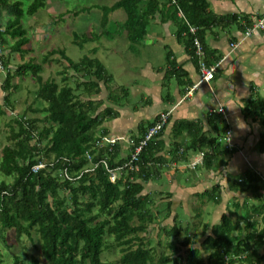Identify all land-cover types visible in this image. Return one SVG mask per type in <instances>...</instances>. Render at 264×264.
Masks as SVG:
<instances>
[{
	"label": "trees",
	"instance_id": "16d2710c",
	"mask_svg": "<svg viewBox=\"0 0 264 264\" xmlns=\"http://www.w3.org/2000/svg\"><path fill=\"white\" fill-rule=\"evenodd\" d=\"M45 6L46 0H0V52L5 73L1 82L2 103L13 109L10 98L18 87L13 81L26 75L37 83L35 98L42 103L35 108L27 107L17 116L14 121L17 128L10 126L9 143L0 150V172L12 178L10 182L0 179V229H13L18 240L23 235L30 238L34 230L39 237L42 264H104L102 256L111 248L119 251L116 264H264V181L249 170L230 179L229 189L250 192L251 197H246L243 203L235 200L233 209L223 212L218 222H203V233L208 229L209 233L200 248L191 246L190 227L179 225L176 218L173 224L160 226L166 237L173 238L163 243L169 252L165 249L158 252L155 245H150L148 232L161 224L158 218L161 211L153 210L156 204L153 205L150 191L144 192V188L146 183L160 177L168 163L161 154L164 145L158 139L164 127L142 148L132 168L126 163L134 144L122 156L118 141L112 145L103 143V137L113 136L103 126L104 121L116 115L109 104H127L129 88H111L113 76L96 57L84 55L74 62L64 49H51L40 63L32 60L35 58L24 61L30 48L22 20ZM94 7L102 12L101 28L107 25L112 11H124L125 18L115 25L125 33L131 45L144 39L156 14L162 23L170 20L176 26V38L184 42L186 52L197 67L194 37L202 44L204 62L214 64L218 59L205 46L206 29L234 23L239 18L237 14H215L210 10V0H116L108 6ZM179 11L183 17L178 15ZM61 16L59 14L58 19ZM251 25L252 21L245 16L240 28L245 30ZM189 26L196 27L194 34L189 32ZM104 34L100 29L98 34L83 35L80 41L75 37L73 41L80 46L89 41L99 43ZM97 50L98 46H93L90 52L94 54ZM15 53L22 62L11 67L9 64ZM169 53L166 58L171 69L166 76L173 75L182 83L184 73L169 59ZM56 54L57 61L66 62L59 72L60 83L43 79L40 74L41 64L53 61ZM68 69L77 75L72 84ZM102 88L106 90L105 98H94ZM105 103L107 105L101 108ZM28 110L44 113L47 124L39 127L36 118H26ZM242 112L244 117L258 120L262 126L257 150L264 153V98L258 92L253 93ZM157 117L139 125L141 132L135 138L136 143ZM221 122L224 120L219 113L209 114V135L202 131L199 123L175 122L174 138L187 131L190 139L187 144L173 143L170 153L175 158L172 160L178 161L185 158L189 150H196L203 152V167L212 169L224 164L222 157L233 154L237 148L224 146L222 137L226 124L220 127ZM34 137L36 140L31 142ZM40 161L47 163L46 168L32 172V166ZM63 168L68 170L71 179L60 176ZM110 168L117 172L114 181L109 178ZM218 189L216 185L196 195L219 204ZM170 212L171 202L168 201L164 218ZM230 214H236L237 219L233 220ZM181 235L182 239L177 240ZM162 242L157 241V245ZM184 248L186 255L181 252ZM204 250H208L206 256ZM24 263V259L14 256L12 264ZM28 263L41 264L36 255H30Z\"/></svg>",
	"mask_w": 264,
	"mask_h": 264
},
{
	"label": "rangeland",
	"instance_id": "374dc122",
	"mask_svg": "<svg viewBox=\"0 0 264 264\" xmlns=\"http://www.w3.org/2000/svg\"><path fill=\"white\" fill-rule=\"evenodd\" d=\"M46 1L47 6L40 8L32 16H25L22 20L23 27L26 30V36L29 39L27 47L30 48V51L25 54L24 61H28L29 58H35V60H32L40 63L43 55L51 49H64L66 56L74 62L79 61L84 55L96 57L103 62L108 73L113 76L110 87L115 89L120 86L128 87L130 93L127 98V103H139L141 99L140 96L135 93L133 94L134 88L137 87L135 86V83H149V80H146L141 75L143 69L148 67V71L151 72V67L154 70L162 65L164 66L166 59L165 54L167 53L166 51L169 50L170 47L174 49L172 47V39L175 38L173 35V31L175 30L174 24L172 23L167 25L169 32L173 36L170 37L167 35L164 25L151 20L148 26V33L144 39L140 40V42L136 41L131 45L125 33H121V29L117 28L115 25L117 21H123L125 18V13L122 9L114 10L109 14V20L105 28H101L99 26L102 12L98 8L94 7V5L108 6L116 0ZM59 14H62L61 19H58ZM100 29L105 31V34L100 37L99 43L89 41L80 46L78 43L73 41L75 37L80 41V39L84 38L83 35H88L93 32L98 34ZM151 32H155L159 34L160 37H163L164 42H159L158 44L152 43L149 36V33ZM173 41L175 42V40ZM93 46H98V50L94 54L90 52V49ZM12 56L13 58H11V63L14 67L22 60L19 55L16 56L15 54H12ZM58 59L59 56L56 54L53 56V61L41 64L42 69L40 74L43 79L49 78L55 80L57 83H60L61 74L59 72L66 66V62L61 60L57 61ZM148 60H150V62L147 64ZM67 73L70 76V83L72 84L74 81L73 78H76L77 75L73 74L70 69H68ZM4 74V71L0 70V103H2V95L4 94L1 90V82L4 79ZM13 82H17L18 84L17 89L13 92L10 98V103L12 104L13 109H9L3 103L0 108V150L3 145L9 143L7 137L10 134V126L13 125L14 128H17L14 125V121L17 116L24 112L27 107L35 108L37 106H41L42 104L35 98L37 83L30 75L16 78ZM175 83L176 79L172 78L171 85H174ZM103 89L104 88H102V92L93 97L97 99L104 98ZM136 90L140 93V89ZM101 108H103V106ZM101 108L99 110H101ZM26 118H36L38 120L39 127L47 124L44 113H34L28 110L26 111ZM223 124H225V122H221L220 127ZM35 140L36 138L34 137L31 142H34ZM187 143H189V140H187ZM188 152L189 158L192 157L193 153H195V156L198 154L196 150H189ZM166 159L168 162L170 158ZM235 160L237 159L235 158ZM187 163L188 161L182 160L181 162L180 160L179 165H183L182 168L164 167L161 171V176L163 173L162 177L164 178L160 176L145 184L144 192L150 191L151 198L154 202L153 205L156 204L153 210H157L156 208H158L161 211L158 213V218L162 221L161 224L158 227L150 228L148 232L150 245H155L158 252L165 249L163 245L167 240L173 239L169 236L166 237L165 234L162 233L160 226L171 225L175 221L182 226L188 225L190 227V238L192 239L191 246L200 248L205 235L209 233V229L205 232V234L203 233L202 223L209 222L212 224L213 217H219L221 212H228L229 209H233L232 204L235 200L242 203L246 197H251L250 192H236V195H231V191L226 189L227 183L226 179H224L225 176L220 178L219 174L209 171L203 167H200V169H192L190 168L191 162ZM179 169L185 173L182 181L179 176L177 177V170ZM257 172L259 171L257 170ZM259 173L262 175L261 172ZM172 174H174L173 178L171 177ZM215 176H219V178L217 179ZM3 178L8 182L12 180L11 177H5L0 172V179ZM175 178V184H177V187H172V185H174L172 182ZM206 179L210 181L209 184H207V190L212 188L213 180H218L219 184L223 186V189H220V204L208 201L206 197L200 199L195 194L197 191L201 192L204 190L203 185L204 180ZM181 183L183 186H180ZM229 199H231L230 203L226 205ZM168 201L171 202V212L164 218L165 214H167L166 206ZM230 216L233 220L237 219L236 214H230ZM174 218H176L175 221ZM38 238L39 237L34 230H31L30 238L23 235L18 240L15 237L13 229L9 228L5 231L0 229V264H12L15 255L24 259V264H29L28 258L30 255H36L42 264L43 260L39 251ZM181 239L182 235L179 236L177 240ZM157 241L164 242H162L161 245H157ZM165 250L166 253L169 252L168 249ZM181 252L183 255L187 254L185 248L182 249ZM205 253L207 254L208 250H206V252L204 250V256H206ZM118 256V249L111 248L104 252L102 260L104 264H116Z\"/></svg>",
	"mask_w": 264,
	"mask_h": 264
},
{
	"label": "crops",
	"instance_id": "0c3cea01",
	"mask_svg": "<svg viewBox=\"0 0 264 264\" xmlns=\"http://www.w3.org/2000/svg\"><path fill=\"white\" fill-rule=\"evenodd\" d=\"M210 10L217 15L237 14L239 18L234 23L209 27L204 33L205 46L218 59L214 78L209 85L201 83L196 89L187 94L189 86L194 84L199 78L198 67L186 52L184 42L176 38L175 24L170 20L164 23L160 22L159 14H156L152 20L164 25L168 36L173 37L167 25L173 23L175 26L173 31L175 38L172 39V47L174 49L170 47L166 52H170L169 59L174 60L175 65L184 73L181 78L182 83H179L178 79L173 75L166 76L171 66L168 64L165 54L164 66L162 65L154 70L151 67V72L148 71V67L143 69L141 75L146 80H149L148 84L135 83V86H137L135 88L140 89V93L134 88L133 94L140 96V102L137 104L127 103L120 106L109 104L115 108L116 115L104 121L103 126L108 129L110 135L121 136L119 145L122 149V156H124L130 145L136 143L135 138L141 132L139 125L143 122L153 121L160 112L169 111L168 121L158 137L164 145L161 154L164 155V158H170L164 167L182 168L183 165H179L180 160L181 162L182 160L188 161V163L195 161L197 158H203V152L196 151L199 155L195 156V153H193L191 158H189V152H187L185 158L177 159L178 161L172 160V158H175L170 153L173 143L186 144L187 140L190 139L187 131L174 138V123L180 120L199 123L202 131L209 135L211 128L208 123V116L218 107H223L228 115L227 119L225 120L219 114L226 124L225 129L231 131V144L237 150L233 154H226L222 157L225 160L224 164L208 170L219 174L220 178L225 176L226 189L231 191L229 189L230 179L247 170L254 172L264 181V153H260L257 150L263 128L258 120L244 117L242 112V108L253 93L258 92L264 98V28H256L248 35L245 34L246 29L242 30L240 28V24L245 21V16L252 21V24L260 20L264 23V0H210ZM148 30L149 27H147L146 35ZM149 36L154 44L164 42L163 37H160L155 32L149 33ZM15 55L17 56L18 54L15 53ZM149 62L150 60L147 61V64ZM12 65V63L9 64V66L13 67ZM172 78L176 79L174 85H171ZM188 82L191 84L188 85ZM103 94L105 98V89H103ZM106 105L107 103L103 104V107ZM200 167H203L202 164L197 165L195 168L200 169ZM180 172L183 171L177 170V177L179 176L182 181L185 173ZM219 176L215 177L218 179ZM171 177L173 178L174 174ZM175 181L176 178L172 182L174 185L171 184L172 187H177ZM209 182L208 179L204 180V190H207ZM216 185H219L218 192L220 193V189H223V186L219 184L218 180H213L212 187ZM180 186H183L182 183ZM197 193L199 192L197 191L195 194ZM230 194L236 195V192L231 191ZM199 198L201 199V197ZM230 200L227 201L226 205L230 203ZM220 217L221 215L213 217L212 224L218 222Z\"/></svg>",
	"mask_w": 264,
	"mask_h": 264
},
{
	"label": "built area",
	"instance_id": "2783aa9c",
	"mask_svg": "<svg viewBox=\"0 0 264 264\" xmlns=\"http://www.w3.org/2000/svg\"><path fill=\"white\" fill-rule=\"evenodd\" d=\"M178 15L180 17H183V13L181 11L178 12ZM263 29L264 28V23L262 22V20L257 21L256 23H253L250 27H247L245 30V34H250L254 29ZM196 31V27L195 26H189V32H191L192 34H194ZM193 43L195 46V54L198 57V70H199V78L198 80L189 88V91L187 92V94L189 92H192L194 89L197 88V86H199L201 83H206L209 85V83L211 82V80L214 78V74L216 72L217 63L214 64H207L204 62V51L202 49V44L201 42L194 37L193 39ZM2 63H1V52H0V70H2ZM213 112H217L220 113L222 115V117L226 120L228 115L225 111V109L223 107H218L216 110H214ZM169 111H163L160 112V114L158 115L157 119L155 120L154 124L150 127H148L144 137H142L138 143H134V148L133 151L131 153L130 158L128 159L126 166L132 168L133 167V161L137 159L138 154L140 153V151L142 150V148L147 144V142L153 138H155L160 131L163 129V127L166 125L167 121H168V117H169ZM121 140V136H107V137H103L102 141L105 144H109L112 145L114 144L116 141H120ZM222 141L224 143V146L228 147L231 146V131L229 129H227L222 137ZM86 157L88 160H91V156L89 154H86ZM102 162V161H101ZM104 162V161H103ZM202 164V157L199 159H196L195 161H192L190 164V168L194 169L197 165ZM106 165V163H105ZM47 163L40 161L36 164H34L31 168L32 172H38L41 169L46 168ZM92 168V167H91ZM90 168V169H91ZM118 169V168H117ZM87 170V169H85ZM109 178L111 181H114L115 178L117 177V172L116 169H109ZM60 176L64 177V178H68L71 179V176L68 175V170L66 168H63L62 170L59 171Z\"/></svg>",
	"mask_w": 264,
	"mask_h": 264
}]
</instances>
